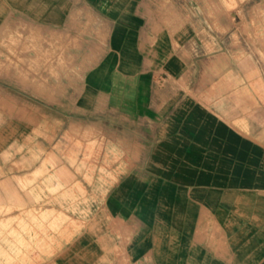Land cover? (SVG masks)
Returning a JSON list of instances; mask_svg holds the SVG:
<instances>
[{
    "label": "crops",
    "instance_id": "obj_1",
    "mask_svg": "<svg viewBox=\"0 0 264 264\" xmlns=\"http://www.w3.org/2000/svg\"><path fill=\"white\" fill-rule=\"evenodd\" d=\"M68 8L112 21L107 49L82 60L92 64L68 104L80 117L64 119L81 138L73 131L55 145L96 144L78 164L112 163L76 166L95 176L87 183L98 192L95 213L51 264H264V106L256 120L243 101L206 116L194 98L182 99L184 88L166 84L168 64L200 62L201 44L194 36L191 59L179 46L170 58L179 35L162 0H0V30L56 27Z\"/></svg>",
    "mask_w": 264,
    "mask_h": 264
},
{
    "label": "rangeland",
    "instance_id": "obj_2",
    "mask_svg": "<svg viewBox=\"0 0 264 264\" xmlns=\"http://www.w3.org/2000/svg\"><path fill=\"white\" fill-rule=\"evenodd\" d=\"M162 7L179 35L169 47L171 59L178 48L191 59L194 36L201 44L200 62L168 64L166 84L184 88L182 99L194 98L206 116L210 107L224 116L226 103L243 101L256 120L257 106H264L253 95L264 99V0H162ZM58 20L56 27L26 22L0 30V264H51L95 213L98 192L87 188L95 176L77 175L76 166L93 171L112 163L88 158L78 164L79 153L96 144L55 145L73 131V139L81 138L64 119L80 117L68 104L92 64L82 60L107 49L112 20L79 8ZM200 146L208 149L205 140Z\"/></svg>",
    "mask_w": 264,
    "mask_h": 264
}]
</instances>
